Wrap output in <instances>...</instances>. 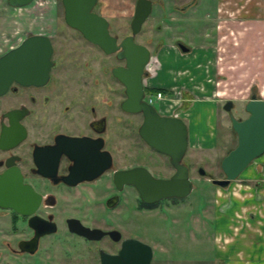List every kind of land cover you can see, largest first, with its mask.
I'll return each instance as SVG.
<instances>
[{
	"label": "flooded vegetation",
	"instance_id": "af4514ba",
	"mask_svg": "<svg viewBox=\"0 0 264 264\" xmlns=\"http://www.w3.org/2000/svg\"><path fill=\"white\" fill-rule=\"evenodd\" d=\"M151 1L148 17L155 5ZM54 3L62 11L61 27L32 33L45 34L51 40L52 66L48 79L42 84L13 82L0 94V178L18 184L14 199L2 193V201L16 204L17 209L0 205V264H102V257L119 254L123 241H142L135 233L138 209L148 210L165 201L174 203L185 198L144 203L133 184L115 181L114 174L119 170L144 167L155 178H168L175 169L168 155L153 149L139 136L143 115L122 108L127 98L126 86L113 74V69L125 68L126 59L119 58L118 51L107 54L85 39L80 30L65 22L62 1ZM99 4L97 0L91 12L108 21L109 33L117 43L131 34L136 1L129 30L122 36L111 29V20L98 9ZM196 4L197 0H187L181 5L172 3L171 10L185 12ZM141 30L142 26L134 42L148 51L141 74L142 101L162 116L181 117L178 112L163 113L158 101H146L148 95L158 93L163 100L174 96L181 109L185 92L183 86L176 93L173 87L151 81L154 74L150 65L157 68L154 55L160 52L164 40L148 37L141 42L137 40ZM64 32L84 43L79 55L55 45L54 37ZM174 44L180 53L190 52L182 41L175 39ZM180 44L188 49L182 50ZM148 80L150 83H146ZM137 137L147 155L163 158L160 165L170 170L168 174L154 172L146 163L137 162ZM262 156L264 153L254 160ZM184 157L181 163L186 165ZM105 163H109L106 168ZM186 166L190 178L192 167ZM260 172H264V166ZM252 178L242 181L260 184L258 178ZM217 260L226 261L215 257L213 264Z\"/></svg>",
	"mask_w": 264,
	"mask_h": 264
},
{
	"label": "rangeland",
	"instance_id": "374dc122",
	"mask_svg": "<svg viewBox=\"0 0 264 264\" xmlns=\"http://www.w3.org/2000/svg\"><path fill=\"white\" fill-rule=\"evenodd\" d=\"M135 1L100 0L98 9L108 16L111 20V29L120 36L129 30L128 23L133 14ZM186 1L154 0V8L137 35V40L141 42H145L148 37L164 40L160 52L154 55V59H157V68L153 64L150 65V71L154 74V80L151 81L162 87H173L176 93L180 87L184 88L182 110L177 107L179 103L174 96L166 97L160 107L163 113L178 112L188 125L189 144L184 162L192 167L190 178L193 183L192 191L183 200L174 203L165 201L154 208L136 211L135 233L139 239L152 247L151 264H213L215 257L230 255L231 253L228 252L230 246L228 247L226 240H229L231 235L237 232V227L242 225V222L239 223L242 221L240 215L244 214L241 205L247 203L243 197L249 191L240 186V182L245 183L242 180L248 178L244 175L249 171L239 175L227 188L218 187L206 175L199 174L198 169L201 167L213 178H224L220 161L236 145V134L231 126V118L243 119L247 113L242 110L243 105L240 104H234L229 111L224 110L222 104L227 98L217 103H204L208 100L206 97H211L217 91L218 86L214 83V90L207 87L211 84L213 75L207 71L208 66L204 67L206 62L204 64L200 62L199 67L197 63L193 66L194 53L184 55L175 48L174 44V40L178 39L192 47V51L201 46L203 51L212 50L218 45L225 47V40L221 43L216 42L218 38H215L216 30H220V35L228 31L230 19L234 16L229 15L230 11L239 9L240 4H231L230 0H197V4L185 12L171 10L172 3L181 5ZM161 7L164 9L162 10ZM218 7L221 8L220 11H217ZM236 13L233 18L239 17ZM61 14V8L58 3H54V0H34L22 7H12L7 0H0V54L17 45L26 35L53 31V28L59 29ZM156 26L159 28L156 29ZM54 43L58 49L74 50L78 55L84 45L79 37L72 36L68 32L59 36L57 34ZM204 58L206 57L201 56L200 60L203 61ZM198 68L205 70L206 73L201 84L194 74V69ZM216 80H220L219 77ZM146 83H150L149 80ZM218 88L222 89L223 85ZM187 92L190 94H186ZM199 101L201 104H198ZM154 106L158 109L157 104ZM188 108H190L189 115L184 117L182 111ZM137 147L138 163H146L157 173L166 175L170 172L167 167L160 165L163 158L147 155V150L139 137H137ZM119 164L122 165V161ZM262 166H264L262 161L256 159L248 167L250 170H254L255 167L260 173ZM252 179L254 180L255 177ZM130 192L131 190L126 194ZM259 196L261 195H256ZM248 203L257 207L253 202ZM228 234V238L224 236ZM213 236L215 239L218 237V240L213 241ZM214 244L217 246L216 249ZM233 252L236 254L238 250ZM224 261L217 260L215 264Z\"/></svg>",
	"mask_w": 264,
	"mask_h": 264
},
{
	"label": "water",
	"instance_id": "95a60500",
	"mask_svg": "<svg viewBox=\"0 0 264 264\" xmlns=\"http://www.w3.org/2000/svg\"><path fill=\"white\" fill-rule=\"evenodd\" d=\"M32 1L7 0L12 7H22ZM61 1L64 19L68 25L80 30L85 39L98 45L105 53L118 51V57L126 59L125 68L113 69V74L126 86L127 98L122 102V108L143 115V122L138 130L139 136L153 149L168 155L170 164L175 169L168 178H155L144 167L119 170L114 174L115 181L133 184L144 203L188 196L193 189V183L189 178L188 167L181 163L189 144L188 126L183 118L162 116L153 106L142 101L141 74L148 60V51L144 46L134 42V36L148 17L152 1L136 0L130 22L131 34L122 38L119 43L109 33L108 21L91 12L97 0ZM179 46L184 51L188 49L183 44ZM52 51L53 46L47 35L31 34L0 54V94L13 82L44 83L52 66ZM231 108L232 102L226 101L223 109L229 111ZM244 110L247 113L245 118H231V126L236 134V145L220 161L224 178H213L203 168L198 169L199 174L207 175L216 186H228L255 158L264 153V100L252 93L244 105ZM108 165L109 163H105L103 167L106 168ZM17 190L18 184L15 180L0 178V205H11L17 209L16 204L2 201V193L5 192L10 199H14L18 195ZM152 257L153 250L149 244L138 239H129L123 241L118 255L102 257V264H150Z\"/></svg>",
	"mask_w": 264,
	"mask_h": 264
},
{
	"label": "crops",
	"instance_id": "0c3cea01",
	"mask_svg": "<svg viewBox=\"0 0 264 264\" xmlns=\"http://www.w3.org/2000/svg\"><path fill=\"white\" fill-rule=\"evenodd\" d=\"M230 1L231 4H240V8L231 9L229 15L234 16L230 19L228 31L221 35L220 30H216L215 33V38L218 37L216 42L221 43L225 40V47L218 45L209 51H203L202 46L198 48L199 50L192 51V47H190V52L188 53H194L193 66L197 63V67H199L200 62H202L201 64L206 62L204 67L208 66L207 71H210V74L214 77L211 79V84L207 86L210 90H214V84L218 87L221 84L223 85L222 89L217 87V91L211 96L212 98L206 97L208 100L204 101V103H217V101L227 98L224 102L229 100L232 102V106L234 104L243 105L242 110L245 111L244 105L252 93L264 100V0ZM220 10L221 8L218 7L217 11ZM235 12H237L236 16L239 15V17L233 18L235 17ZM218 27L220 28V26ZM188 53H184V55ZM201 56L206 58L201 61ZM194 74L201 84L202 79L206 76L205 70H201V68L194 69ZM217 77L220 80H216ZM192 87L194 88L195 86ZM214 98L216 99L213 100ZM199 103L201 104V101ZM189 110L190 108L187 110L183 109L184 117L189 115ZM258 161H262V165H264V156L258 158ZM246 172L247 174L244 177L259 178L261 182L258 185L240 182L241 187L243 186L249 190V193L247 192V195L243 197L247 205H241V210L244 213L240 215L242 218V221L239 222H242L241 227H237V232H234V236L231 235V238L226 240L228 247L230 246V251L228 252L231 254L217 258L226 259V262L220 264H228V262L229 264H264V179H262L264 173L260 172V174L255 167L254 170H250V167H248L241 174ZM228 186L221 188H227ZM257 194L261 196L256 197ZM249 201L257 204V207L249 205ZM219 214H221V211H219ZM231 229H233V225H231ZM224 236L228 238L229 234ZM217 240L218 237L214 238V241ZM216 248L217 246L215 245ZM237 250L238 252L234 254L233 251Z\"/></svg>",
	"mask_w": 264,
	"mask_h": 264
},
{
	"label": "built area",
	"instance_id": "2783aa9c",
	"mask_svg": "<svg viewBox=\"0 0 264 264\" xmlns=\"http://www.w3.org/2000/svg\"><path fill=\"white\" fill-rule=\"evenodd\" d=\"M161 95L158 93L156 94V96L154 95H148L147 98H146V101H148L149 103H153V102H159V108L161 109V104L162 102L164 101L161 97Z\"/></svg>",
	"mask_w": 264,
	"mask_h": 264
}]
</instances>
